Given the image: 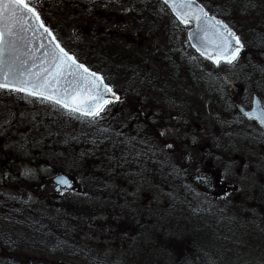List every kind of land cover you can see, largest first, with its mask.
Returning a JSON list of instances; mask_svg holds the SVG:
<instances>
[{"label":"trees","instance_id":"1","mask_svg":"<svg viewBox=\"0 0 264 264\" xmlns=\"http://www.w3.org/2000/svg\"><path fill=\"white\" fill-rule=\"evenodd\" d=\"M198 1L240 38L243 48L232 64L221 61L214 65L196 52L189 56L178 48L176 32L188 31V26L160 0H58L60 9L54 19L60 16L67 24L80 21L85 26L78 25L72 39L56 24V40L76 60L100 73L118 100L108 103L93 119L51 101L15 92L33 101L36 106L29 110L39 123L44 120L48 126L65 129L60 121L72 119L69 128L73 126L77 141L66 151L75 160L71 165L52 166L56 172L72 175L76 187L70 190L71 199L60 205V216H52L39 211L47 208L45 201L52 198L47 191L39 185V191H35L31 182L16 187L14 178L7 174H17L12 164L0 171V205H4L0 212L13 218L0 221V264H6L5 259L14 264L20 255L33 262L52 259L56 242L91 241L97 234L100 238L108 234L115 241L110 247L112 252L117 246L118 250H132V255L139 241L154 240V259L148 255L146 262L137 264L168 263L163 261L165 251L176 256L174 251L187 247L193 253H183V259L213 264V250L194 247L192 243L203 246L209 238L216 243L215 248L218 245L222 250L216 264H242L248 258L264 263L261 183L251 195L230 200L226 207L197 189L186 172L191 165L209 161L221 166L222 157L233 165L245 147L257 162L252 166L255 177L264 181V129L240 115L236 108L237 103L248 107L253 93L264 102V0ZM29 3L41 20H46L43 13L47 0L38 5ZM124 3L129 7L122 11L106 13L103 8L106 4ZM155 7L159 12L151 16ZM97 19L116 28L105 30L95 24ZM244 23L249 26L247 32L242 31ZM163 27H167L166 32L160 33ZM245 34L248 40H244ZM16 102L24 104L22 98ZM192 130L198 131L210 147L188 149V157H178L180 144L172 142L167 146L168 136ZM46 140L43 134L36 142L46 148ZM11 154L0 147V160H14ZM247 167L252 170L251 165ZM228 170L235 173L233 168ZM146 186L153 190L156 200L164 199L161 211L144 209L146 205L140 203V190ZM185 209L188 211L177 213ZM122 223L128 225L124 231L120 229ZM190 227L196 228L198 241L184 235ZM148 232L152 234L150 238ZM114 260L109 264H127L128 257L119 254Z\"/></svg>","mask_w":264,"mask_h":264},{"label":"rangeland","instance_id":"2","mask_svg":"<svg viewBox=\"0 0 264 264\" xmlns=\"http://www.w3.org/2000/svg\"><path fill=\"white\" fill-rule=\"evenodd\" d=\"M41 1L42 0H29V2L35 3L36 5L41 3ZM46 5H47V7L45 6L46 11H44L43 13L46 19L44 21L47 23V25L54 27V29L56 27V24L60 25L61 28L63 27L62 29L64 30V33L67 38L73 39L74 37H76V30L78 29V27L80 25H82V27L85 26L83 22L79 23L80 21L79 22L75 21L71 24H67L65 20L60 16H57V18L54 19L53 17L55 16L54 13H58L60 9L58 0H47ZM128 7L129 6L126 5V3H124V5L123 4L103 5L104 11L106 13L109 11L126 10L128 9ZM158 12H159L158 9L155 7L152 10L151 16L154 13H158ZM94 21L96 25L101 24V26H103V29L105 30L108 27H112L111 29L116 28V26H113L112 23H109V22L108 23L103 22L102 20H98V19ZM237 24H240V23H237ZM166 29L163 27L159 29V32L164 33L166 32ZM248 29H249V26L246 25V23H244V26H242V31L247 32ZM103 35H105V33ZM248 38L249 36L245 34L244 40H248ZM175 43L178 46V48H180L184 53L188 54L189 56H194L195 50L189 44V40L187 37V31L183 29H179L176 32ZM187 94L189 95L190 93L187 92ZM20 98H22V100L24 101V104L22 105L16 102V101H19ZM198 98L201 99L200 97ZM29 100L30 99L26 97L17 95L15 92H11L8 90H0V139H1L0 147H3L4 149H8L9 152H12L10 157L12 156L14 157L13 158L14 160H11V158H8V159L5 158V160L3 161L0 160L2 161V163L0 162V171L4 170L6 167L12 164L13 165L12 168H14V171H16L17 174L15 175L14 174L9 175V173L7 174H8V177L12 176L14 178L15 180L14 185L16 187L18 186L25 187L23 185L24 183L31 182L35 184L33 185L34 190L39 191L38 185L39 187L41 186L42 177H46L47 183L52 180V177L55 171L52 165L56 164L57 166H63L64 164H66L67 166L73 163V160L75 159L74 157L67 154L66 149H68V151L69 149L71 150V145H73L72 142L75 143L77 140H76V137L74 136L75 133H73V126L69 128V124L73 125V121H71L72 119L71 120L66 119V121H63V122L60 121L59 124L64 125L65 129L64 128L61 129L58 125L48 126V124H46L44 120L41 121V123H39L34 118L35 117L34 112L31 113V111L29 110V108L33 109L36 105L34 106L32 104L33 101L32 100L29 101ZM29 105H32V106H29ZM43 134H45V138H48V140H46L47 142L46 148L42 146L43 143L38 144V142H36V141H39L43 137ZM168 139L169 140L166 142L167 146L169 144H172V142L173 143L176 142L180 144V147L176 151V154L178 155V157L180 156L183 159L185 156L188 157L189 155L187 153L188 149L193 151V150H196V148H199L200 146L203 147V149L210 147L209 145H206L205 141L200 138L199 132L196 130H192V132H187L185 134L177 133L176 136H168ZM28 142H32V145H30ZM188 142H190V144ZM192 145H194V148H192ZM241 149H244V151L242 153H239L240 156H237L238 160L235 161L233 165L231 163L229 164V161H228L229 159L226 157H222L223 164L221 166L215 164L222 171L221 177L224 179L227 178L228 181L233 182L236 185V187L234 188V191L230 192L229 195H224L223 197L219 196L217 197V200H214L215 203H217L220 206L227 207V205L231 202L230 200H237L241 198V195H244V196L251 195L252 189L255 187L257 188V186H259L260 183L262 185L261 187L264 188V181L259 182V180L257 179L258 177L256 178L255 174L253 173L255 169L253 170L252 166H256L257 162L251 158V154L249 153L248 148L246 150H245V147ZM55 152H57L58 154H53ZM245 154L249 155V157L247 158ZM190 155L194 157L193 153H190ZM248 159H250V161H248ZM250 165H251L252 170L249 169V167H247ZM193 166H196V165H193ZM211 168L212 167L207 166L205 170L206 173L203 175L209 178L208 175L211 174L215 179L218 178V176L220 177V175H218L215 172V170ZM232 168L235 171V173H233L232 170H228ZM249 170H251L250 173H249ZM233 177H237V178H233ZM42 187H43L42 190L47 191L48 194H51L53 192L52 189L46 190L44 189L45 186H42ZM31 194L34 195L33 192H31ZM71 194L72 193H70V191H66L60 197L53 196L52 198H49L47 201H45L47 202L46 203L47 208H44V209H46L47 213H50L52 216L56 215L57 217H59L61 214V210L59 209L60 205L62 203L68 202L71 199L70 198ZM139 198H140L139 199L140 203H142L143 205H146L144 209H150V208L152 209L154 207V212L155 210L156 212H158V211H161L162 208H165L163 207V205H165L164 199L161 198L160 200H156L153 195V190L151 188H148L147 186L140 190ZM3 206L4 205H0V210L3 208ZM174 207H178V206L176 205ZM134 209L136 210L138 208L135 206ZM170 209H173V208H170ZM187 211L188 210L186 209L178 210L177 213L179 212L183 213ZM6 215L7 214L0 212V221L2 222H7L8 220L13 221V218L6 216ZM106 218L107 217H105L104 219L106 220ZM126 224L127 223L123 225L122 223L120 229L121 230L123 229L124 231V229L128 227V225ZM181 228L184 229L183 227ZM194 229L196 228L190 227L188 229L190 230V232L188 231L187 233H184V235L198 241V239H196L197 235H195ZM197 234L198 236H200L202 233H197ZM148 235H149V238L152 236L151 233H149ZM95 237H96L95 240L101 239L100 234H97V236ZM106 240H107V246H106L107 257L106 258L112 262L115 261L114 257L119 254H121L122 256L124 255L125 257H128L127 264L144 263L146 262L145 260L146 256L149 255L150 257L154 259L156 255V246H155L154 240L149 241V239H146V241L145 240L139 241L137 245L135 246L136 256L132 255V250L128 248L126 250H121L122 249L121 247H120L121 249L118 250L117 246H114V247L116 248L115 251L118 254H116V252H112L110 247L113 244H115V241L109 239L108 234L106 236ZM192 243L195 245L194 247H199L201 249L203 247L212 249L213 251L215 249V252L218 254L220 251H222L219 249L218 245L216 248L214 247L216 243H214L213 240L210 238L206 242H203V246H197L198 244L200 245L199 242L196 243L194 241ZM162 253L163 252H160V254ZM183 253L190 254L193 252L192 250L189 249V247L182 249V250L174 251V254H176V256H173L172 252L170 254V252L167 253V251H165L164 252L165 255H163L164 256L163 261H166V260L167 261L169 260V261L168 263L165 262L164 264H174V263L175 264H194L193 260H191L190 262L189 260L183 259L182 257ZM169 254L172 256H169ZM167 255H168V258L166 257ZM110 257H112L113 260L110 259ZM40 259L41 258L39 259L37 258V260H40ZM21 260L25 262L26 261L30 262L31 259L26 255L24 256L20 255V257H18V260H15L13 262L15 264H19ZM66 263L77 264L76 261L70 260V259H66ZM242 264H264V263L260 259L254 260V262H252L251 259L248 258Z\"/></svg>","mask_w":264,"mask_h":264},{"label":"snow or ice","instance_id":"3","mask_svg":"<svg viewBox=\"0 0 264 264\" xmlns=\"http://www.w3.org/2000/svg\"><path fill=\"white\" fill-rule=\"evenodd\" d=\"M164 3L183 23L197 21L200 36L197 50L202 55L216 64L222 60L232 64L238 58L243 45L227 24L208 17L202 7L193 10V0H164ZM27 33L41 40L47 34L51 47L41 42L39 47L44 51L37 56V50L31 47L35 40L28 38ZM192 38H196V33ZM209 49L214 55L208 54ZM0 90L24 92L93 119L110 103L107 96L112 93L102 76L55 43V37L29 0H0ZM248 115L264 124V108ZM57 182L69 184L64 177H59Z\"/></svg>","mask_w":264,"mask_h":264},{"label":"flooded vegetation","instance_id":"4","mask_svg":"<svg viewBox=\"0 0 264 264\" xmlns=\"http://www.w3.org/2000/svg\"><path fill=\"white\" fill-rule=\"evenodd\" d=\"M263 106L264 102L262 100ZM251 105V104H250ZM249 105V107H250ZM203 149V147L200 146ZM48 163V162H47ZM207 166L212 167L211 169L215 170V172L220 175L218 178H214L211 174H209V178L205 177V170ZM188 169L187 174L189 175L190 180L194 184V186L199 189L203 194H206L208 197L213 200H217V197H223L224 195H229L230 192L234 191L236 185L233 182L227 180V178H222V171L211 161L206 162L204 165L199 164L197 166L191 165ZM59 173L54 171V175L52 180L48 183L46 182V177H42L41 188L45 186L44 189L49 190L52 189L53 192L49 195L52 197H60L66 191L74 190L68 189L63 186H58V184L52 183L54 176ZM201 179V180H199ZM206 179V181H205ZM47 184V185H46ZM214 195V196H212ZM39 211H47L46 209H40ZM101 239L91 240V241H81V242H68V241H60L56 242L57 246L53 249L54 257L52 259H42L36 262L30 260L20 262L19 264H68L66 263V259L74 260L77 264H109L112 261L108 260L107 257V240L105 234L101 235ZM73 244V245H72ZM65 245H69L68 247ZM199 246V245H198ZM195 258V257H194ZM197 262L198 258H196ZM211 263H215L219 261L218 253L213 251L211 256ZM6 264H12L9 259H5ZM15 264V263H14Z\"/></svg>","mask_w":264,"mask_h":264},{"label":"water","instance_id":"5","mask_svg":"<svg viewBox=\"0 0 264 264\" xmlns=\"http://www.w3.org/2000/svg\"><path fill=\"white\" fill-rule=\"evenodd\" d=\"M161 1L164 3V0H161ZM166 5H167V7L169 8V10L171 11V13L174 15V17H175L178 21H180L181 23H183V22H182V21L176 16V14L173 12L172 8H171L168 4H166ZM198 7H202V8L204 9V11L207 13L205 6H204L201 2H199L198 0H193V10H195V9L198 8ZM207 15H208V17H214L216 20L222 21L224 24H226L221 18H218V16H216V15H214V14L207 13ZM183 24H185V23H183ZM187 24L189 25V29H188V32H187V37H188V40H189V44L192 46V48H193L198 54H200L201 56H203V57H205V58L208 59V56H207V55H202V54H201V51H198V50H197V48L200 47V36H199L198 28H197V21H196V20H191V21H190L189 23H187ZM187 24H185V25H187ZM44 25H45V24H44ZM201 26H203V23L201 24ZM45 27H47V28L51 31L52 36H54L53 33H52L51 28H49V27L46 26V25H45ZM230 29H231V28H230ZM231 30H232V29H231ZM232 31H233V30H232ZM233 32H234V31H233ZM193 33H196V38H195V39L192 38V34H193ZM26 35L28 36V38L35 40V43H34L33 45H31V47H34V48L37 50L36 53H35L37 56H41V55L43 54V51H44L43 49H40V47H39V45H40L41 42L44 43L46 46L51 47V44L49 43V41H50V37H49L47 34H45V35L43 36L42 40H41V39H36V38H34V37H31V33H27ZM240 42H241V41H240ZM55 43H58L57 40H55ZM60 46H61V45H60ZM241 49H242V48H241ZM65 51H66V50H65ZM68 53H69V52H68ZM69 54L73 56V54H71V53H69ZM208 54L214 55L212 49H209V50H208ZM23 58L26 59L27 57H23ZM208 60H210V61L212 62V64H215V65H216V63L214 62V60H211V59H208ZM77 61H78V60H77ZM222 61H223V60H222ZM29 62H30V61H29ZM78 62L81 63V64H84V63H82V62H80V61H78ZM85 66H86V65H85ZM86 67H87V66H86ZM87 68H88V67H87ZM88 69H89V68H88ZM89 70L92 71V72L97 73V74L100 75V76H102L100 73L96 72V70H95V71H94V70H91V69H89ZM102 77H103V76H102ZM104 83H106V84L112 89V93H115V96H113L112 93H109L108 96H107V99H108L110 102L115 101V100L117 99V97H118V96H117V93L113 90L112 86H111L109 83H107V81H105V79H104ZM23 93H24V92H23ZM25 94H26V93H25ZM236 107H237V109H238L240 115H243V116L245 115L246 118H248V119H252L253 121H255V123H256L258 126L264 128V124H262L259 120L255 119V118H250V116L248 115L249 113H254V112H256V111L258 110V108H264L261 98H260L256 93L253 94L252 101H251V106H250L249 108H246V107H245L244 105H242L241 103H237V104H236ZM0 140H1V139H0ZM59 177H64V178H66V179L69 181V184H68V185H65V184H62V183H58V182H57V179H58ZM52 183H54V184H58V186H63V187H66V188H73L74 185H75L74 182H73L72 177H71L70 175L68 176V174H66V173H59V174H57V175L54 177Z\"/></svg>","mask_w":264,"mask_h":264}]
</instances>
